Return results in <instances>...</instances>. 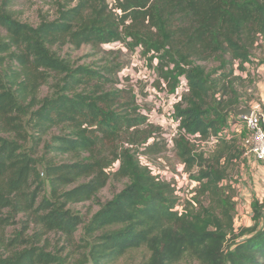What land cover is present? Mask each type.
I'll use <instances>...</instances> for the list:
<instances>
[{"label": "trees", "instance_id": "1", "mask_svg": "<svg viewBox=\"0 0 264 264\" xmlns=\"http://www.w3.org/2000/svg\"><path fill=\"white\" fill-rule=\"evenodd\" d=\"M15 1L0 0V264H115L141 249L148 256L131 264H264V201L227 246L237 207L221 184L243 151L220 137L206 156L191 138L238 119L229 111L241 105L236 70L264 40V0H58L36 25ZM115 43L141 53L155 86L174 95L187 83L173 144L199 187L182 209L175 179L142 160L168 143L119 87L120 51L103 47ZM84 46L94 52L81 58L103 56L79 63L73 52ZM116 182L125 186L100 201ZM88 201L99 205L90 218L74 208Z\"/></svg>", "mask_w": 264, "mask_h": 264}, {"label": "rangeland", "instance_id": "2", "mask_svg": "<svg viewBox=\"0 0 264 264\" xmlns=\"http://www.w3.org/2000/svg\"><path fill=\"white\" fill-rule=\"evenodd\" d=\"M113 2L114 0H109ZM58 0H16L13 9L17 12L19 18L23 21H28L32 24H38L40 22V15L50 13L56 14ZM5 31L0 28V35H4ZM104 51L110 50L120 51V60L123 64V69L119 76L121 84L119 87H127L132 89L133 93L137 96L138 105L143 109L150 119V122L160 126L163 131L162 138L166 141L174 138L177 135V123L174 115V106L179 102L181 95L186 91L185 81L180 85L178 93L171 94L164 90V86H155L154 81L156 78V72L152 71L148 65H146L145 58L141 56L139 51L131 52L122 44H108L104 45ZM68 51V47L63 49V54ZM94 52L89 46H84L80 50L73 52L74 58L80 59L79 63H90L95 59L103 56L100 52L97 55L81 58ZM252 61L246 63L245 70H236V74L241 76L242 80L238 82L237 88L239 90L241 105L250 107L253 103H261L264 109V40H260L253 50ZM107 57L113 55L106 54ZM215 64H210V67ZM48 91L47 87L43 88V94ZM232 118L229 123H232ZM231 130V139H236V143L243 154L240 158H237L234 164L230 167L229 177L222 183L225 191H229L233 195V200L238 204V210L235 212V237L229 236V242L227 246L234 241H241L242 236H239L243 228H248L255 223L254 215L255 210H244L241 208V190L244 192L249 190L251 200L264 201V167L261 163L255 162L251 156H246L245 137L246 132L232 131V124L229 125ZM197 150L204 151L206 154L210 153V149L199 141L196 142ZM144 163L149 165L154 174L158 175L162 179H169L170 176L176 178V182L181 187V200H184V204L189 201L190 194H192L191 185L195 180L194 176H197V168L193 171H188L181 159L178 157L174 145H167L166 151L160 156L153 157L150 161L146 157H142ZM118 164L115 166V168ZM262 170L259 172V168ZM172 180V179H171ZM125 186L124 182L110 183L103 188L99 194L98 199L105 202L111 199L115 192L120 191ZM199 187V186H198ZM197 187V188H198ZM196 188V187H195ZM194 188V189H195ZM196 188V189H197ZM186 190H190L187 194ZM242 193V192H241ZM201 204L207 205L209 200L203 196L200 199ZM195 205L199 207V202ZM181 207V206H180ZM77 211H80L86 217H91L95 212L99 210V205L96 201H88L85 203H79L74 206ZM254 214V215H253ZM79 233L77 238H79ZM53 244L57 243L58 236L51 234ZM148 252L144 249L130 252L125 257L119 260L115 264H131L132 262H140L142 259H146ZM185 264V263H183Z\"/></svg>", "mask_w": 264, "mask_h": 264}, {"label": "built area", "instance_id": "3", "mask_svg": "<svg viewBox=\"0 0 264 264\" xmlns=\"http://www.w3.org/2000/svg\"><path fill=\"white\" fill-rule=\"evenodd\" d=\"M185 80H183L184 82ZM182 82V84H183ZM186 82V81H185ZM185 89L187 91V83H185ZM178 93V92H177ZM250 108L252 109V114L250 116H238V119L230 124H232V131L239 132L243 131L246 132V137L244 139L245 146H246V156H251L255 162L261 163L264 167V109L261 103H253L250 105ZM175 113V109H174ZM175 115V114H174ZM177 123V122H176ZM229 124V125H230ZM177 129H178V123H177ZM178 132V130H176ZM230 128L228 127L225 129L222 133L219 135H210L206 140L200 141L202 144L206 145L210 149V153L215 151L219 141L220 137H225L227 139H231L230 135ZM194 142H197L199 140H195L194 136L191 137ZM168 145H174L173 144V138L167 141ZM206 154V152H205ZM209 154H206L209 155ZM262 170V167L259 168V172ZM175 179V185H176V194L179 197V203L177 208L182 209L184 207V200H181L180 192L181 187L178 185V182H176V178L174 176H170L169 181H172ZM225 181V180H224ZM223 181V182H224ZM222 182V183H223ZM223 185V184H221ZM192 194H190V198H192L195 195L196 188L199 186V182L194 180L193 184L191 185ZM196 187V188H195ZM195 188V189H194ZM187 194L190 193V190H186ZM242 192V193H241ZM239 193L241 196V208L244 210H251V204L253 200L250 198V192L249 190L242 191ZM181 206V207H180ZM238 207V204H237ZM239 208V207H238ZM237 208V210H238Z\"/></svg>", "mask_w": 264, "mask_h": 264}, {"label": "water", "instance_id": "4", "mask_svg": "<svg viewBox=\"0 0 264 264\" xmlns=\"http://www.w3.org/2000/svg\"><path fill=\"white\" fill-rule=\"evenodd\" d=\"M229 111L238 116H250L252 114V109L248 106H232Z\"/></svg>", "mask_w": 264, "mask_h": 264}]
</instances>
